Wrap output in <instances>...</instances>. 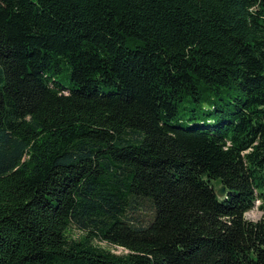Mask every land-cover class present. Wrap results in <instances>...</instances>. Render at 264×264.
Masks as SVG:
<instances>
[{
    "label": "trees",
    "instance_id": "obj_1",
    "mask_svg": "<svg viewBox=\"0 0 264 264\" xmlns=\"http://www.w3.org/2000/svg\"><path fill=\"white\" fill-rule=\"evenodd\" d=\"M257 201L264 0H0V264H264Z\"/></svg>",
    "mask_w": 264,
    "mask_h": 264
},
{
    "label": "rangeland",
    "instance_id": "obj_2",
    "mask_svg": "<svg viewBox=\"0 0 264 264\" xmlns=\"http://www.w3.org/2000/svg\"><path fill=\"white\" fill-rule=\"evenodd\" d=\"M215 185L217 187H219V182H215ZM260 205V201L256 202V207L252 210H250L249 212H247L246 216L248 219L250 220H258L260 219L262 216H264V210L259 208L258 206ZM129 213L130 215L133 216V218H135V220L142 222V223H146L149 220H151L152 217V208L150 206L149 203H145L142 205H134L132 204L129 208ZM74 236L78 237L79 235H81V232H79L78 230H74L73 231ZM118 252H123V250H121L120 248H118Z\"/></svg>",
    "mask_w": 264,
    "mask_h": 264
},
{
    "label": "water",
    "instance_id": "obj_3",
    "mask_svg": "<svg viewBox=\"0 0 264 264\" xmlns=\"http://www.w3.org/2000/svg\"><path fill=\"white\" fill-rule=\"evenodd\" d=\"M227 191H226V186L222 185L220 187V189H218L217 194L219 197H224L226 195Z\"/></svg>",
    "mask_w": 264,
    "mask_h": 264
}]
</instances>
